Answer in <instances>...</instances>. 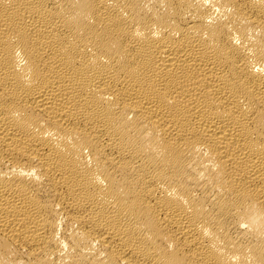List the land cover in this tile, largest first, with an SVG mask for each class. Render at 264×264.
Instances as JSON below:
<instances>
[{"label": "bare ground", "instance_id": "1", "mask_svg": "<svg viewBox=\"0 0 264 264\" xmlns=\"http://www.w3.org/2000/svg\"><path fill=\"white\" fill-rule=\"evenodd\" d=\"M0 264H264V0H0Z\"/></svg>", "mask_w": 264, "mask_h": 264}]
</instances>
